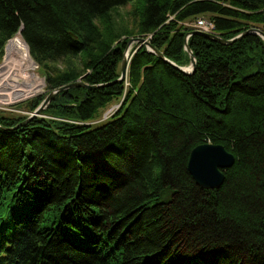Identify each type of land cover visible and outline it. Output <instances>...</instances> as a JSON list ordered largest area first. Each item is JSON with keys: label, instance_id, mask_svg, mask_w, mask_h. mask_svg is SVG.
<instances>
[{"label": "trees", "instance_id": "trees-1", "mask_svg": "<svg viewBox=\"0 0 264 264\" xmlns=\"http://www.w3.org/2000/svg\"><path fill=\"white\" fill-rule=\"evenodd\" d=\"M199 16L264 32V0H0V60L19 33L45 83L0 110V264H264V39L191 33V73L141 44L117 81L130 38L188 66ZM205 142L234 155L215 189L187 169Z\"/></svg>", "mask_w": 264, "mask_h": 264}, {"label": "water", "instance_id": "water-1", "mask_svg": "<svg viewBox=\"0 0 264 264\" xmlns=\"http://www.w3.org/2000/svg\"><path fill=\"white\" fill-rule=\"evenodd\" d=\"M246 32H254L260 35L264 39V32L259 28H251ZM246 32L240 33L233 38L224 39L220 35L216 33H207L201 30L195 29L192 32H188L185 36V50L188 52L190 57V62L188 66H178L173 62L169 61L167 58L163 56V54L156 50L152 45L143 37L130 38L127 42V47L124 49L122 53V59L120 63V76L117 78V81H121L126 78L127 75V54L128 47L133 42H139L140 44H144L146 49L150 52L155 53L160 58L164 59L167 62H170L177 69L184 73H191L195 68V57L187 45V38L191 33H198L200 35L205 36L206 38L213 39L219 41L224 44H228L236 40L237 38L243 36ZM85 86V87H94L95 85H88L83 82H73L66 85H63L55 90L49 92L39 106L30 114L29 118L39 114V112L47 106V104L52 100L54 94L62 89H66L72 86ZM234 162V155L226 150V148L222 144H214L210 142H205L194 146L189 153L187 160V169L194 179L195 183L203 188V189H215L220 187L224 180V170L229 168Z\"/></svg>", "mask_w": 264, "mask_h": 264}, {"label": "rangeland", "instance_id": "rangeland-1", "mask_svg": "<svg viewBox=\"0 0 264 264\" xmlns=\"http://www.w3.org/2000/svg\"><path fill=\"white\" fill-rule=\"evenodd\" d=\"M128 8H130V5L121 7L119 9V11H120V13H124V11H126ZM199 17H205V18H207L206 16H199ZM194 21L190 22L189 25L193 27ZM14 38L15 37H13L9 41H7V44H6L7 47L5 46V49H4L3 54L1 56V60H0V84H2L4 81L11 83V81L5 79L6 76H7V78L14 77V75H11L10 77H8L10 73L15 74V75H20L21 78L19 77V79H21V81L24 82V83H32V79H34V77L31 74L36 75L38 77V80L37 79H34L36 81V84H38V81L39 80L40 81H39V84H38L39 86L37 85V89L33 90L32 93L28 94L27 96H23L24 98H16L12 102H7V103L1 104L0 106H4V109H0V110L12 111L13 113H17V114H28L27 111L23 110L21 107H18L17 105L20 102H22V101H25V100H27V99L35 96V95H38V94L42 93L44 91L45 83H44L43 77L40 76V74L38 73L37 65L34 63V61L31 58H30V60H31L30 61L28 59V56H26L25 52L27 51V49H26L25 45L23 44L20 36L19 37L16 36V38H19L21 40V42H19V43L12 42ZM144 38L146 40L149 39L148 36L147 37H144ZM140 45L141 44L139 42H133L128 47L127 62H129L130 57H131L133 51L137 47H139ZM126 47H127V45H126ZM10 50L17 51V53L15 55L16 59H14L15 62H13L12 64L11 63H7V61L5 59V56L6 57L9 56ZM6 65H10L13 71H8L7 74L4 75V71H6V67H5ZM26 69H28V71H29L28 74H25V72H21V71L26 70ZM24 74L26 75L25 78H24ZM117 105H118V103H115V102L112 103L111 105H109L103 111L100 119L101 120H104L109 115H111L112 114V111H111L112 108H114ZM104 115L106 116V118L104 117Z\"/></svg>", "mask_w": 264, "mask_h": 264}, {"label": "built area", "instance_id": "built-area-1", "mask_svg": "<svg viewBox=\"0 0 264 264\" xmlns=\"http://www.w3.org/2000/svg\"><path fill=\"white\" fill-rule=\"evenodd\" d=\"M193 27L194 29H198L203 32L215 33L213 22L205 17L196 18ZM25 76L26 75L24 74V78ZM34 79L38 80V77ZM34 79H32V83H29L28 85L22 83V81L11 83L4 81L2 84H0V105L3 103L12 102L16 98H24L23 96H27L28 94L32 93L33 90L37 89L36 85L39 84V81L38 84H36V81ZM118 106L119 104L112 108V113ZM0 109H4V106H0ZM104 117L106 118V116Z\"/></svg>", "mask_w": 264, "mask_h": 264}, {"label": "bare ground", "instance_id": "bare-ground-1", "mask_svg": "<svg viewBox=\"0 0 264 264\" xmlns=\"http://www.w3.org/2000/svg\"><path fill=\"white\" fill-rule=\"evenodd\" d=\"M193 24V23H192ZM16 35H19L20 36V34L18 33V34H16ZM20 38H21V36H20ZM136 38V37H135ZM21 40H22V38H21ZM22 42H23V44L25 45V43H24V41L22 40ZM7 44V43H6ZM6 44H5V46H6ZM143 45V44H142ZM5 46H4V49H5ZM7 47V46H6ZM25 47H26V49H27V51L25 52V54H26V56H28V59L30 60V56H29V53H28V48H27V46L25 45ZM144 47V46H143ZM4 51V50H3ZM16 53H17V51H14V50H10V52H9V56L8 57H6L5 56V59H6V61H7V63H13V62H15L14 61V59H16V57H15V55H16ZM8 59V60H7ZM31 61V60H30ZM6 67V71H4V75H6L7 74V72L8 71H13L12 70V68H11V66L10 65H6L5 66ZM2 71V70H1ZM21 72H25V74H28L29 73V71H28V69H26V70H23V71H21ZM31 74V73H30ZM11 75H14V77H12V78H7V76L5 77V79H7V80H9V81H13V82H16V81H21V79H19V77L21 78V76L20 75H15V74H12V73H10L9 74V76L8 77H10ZM34 78H37V76L36 75H33V74H31ZM32 77V78H33ZM40 81V80H39ZM22 83H24V82H22ZM26 85H28L29 83H25ZM37 86V85H36ZM44 110V109H43ZM40 113H41V111H40ZM107 113V112H106ZM105 116V115H104ZM110 118V117H109Z\"/></svg>", "mask_w": 264, "mask_h": 264}]
</instances>
